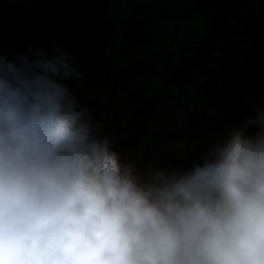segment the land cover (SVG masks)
Masks as SVG:
<instances>
[{
	"label": "rangeland",
	"instance_id": "1",
	"mask_svg": "<svg viewBox=\"0 0 264 264\" xmlns=\"http://www.w3.org/2000/svg\"><path fill=\"white\" fill-rule=\"evenodd\" d=\"M6 32L0 264H264V0H0Z\"/></svg>",
	"mask_w": 264,
	"mask_h": 264
},
{
	"label": "bare ground",
	"instance_id": "2",
	"mask_svg": "<svg viewBox=\"0 0 264 264\" xmlns=\"http://www.w3.org/2000/svg\"><path fill=\"white\" fill-rule=\"evenodd\" d=\"M69 14L71 15V13H66L65 14V16H64V20H67L68 19V17H69ZM69 22V21H68ZM66 24V23H65ZM49 25V24H48ZM241 66V65H240ZM231 69H232V71H233V68H234V66L233 65H231V67H230ZM242 83V82H241ZM238 86V85H237ZM239 86H242V85H239ZM224 87V86H223ZM219 88V91H217L219 94H221V95H226V97L228 98V96L230 97V96H233V93L232 92H225L224 90H222V89H224V88ZM224 91V92H223ZM229 91V90H228ZM231 99V98H230ZM86 115V112H84L83 113V116H85ZM90 124V125H89ZM88 124V126H86V127H84V128H80V129H78V130H76V132H75V134L73 133L72 135V137L69 139V140H71L72 138L73 139H78V140H82V141H85V140H88V139H94V137H95V130L94 129H96L95 127H96V123L95 122H93V121H91V123H89ZM72 129V127H70L69 128V131ZM66 137V135H64V136H62V138H58L57 140H59L58 142H61L64 138ZM68 140V141H69ZM68 141H66V142H68ZM72 142V141H71ZM70 143V142H69ZM69 143H68V145H69ZM67 145V146H68ZM48 146V145H47ZM49 147V155L47 156V159H46V163H45V166H44V170H45V173H48V172H50L51 171V168H53V167H55L57 164H58V162L60 163V158L61 157H59V155H60V152L62 151H58V149L59 148H62L61 146H54L53 148H52V144H50V146H48ZM127 188V187H126ZM129 192V189H125V188H120V190H118V189H116L115 190V192L114 193H112L111 194V196L109 197L112 201H114V202H119V203H124V201H122V200H119V198L120 197H122V196H124V195H126L128 192ZM113 196H119V197H117V198H112ZM125 197V196H124ZM108 198V199H109Z\"/></svg>",
	"mask_w": 264,
	"mask_h": 264
},
{
	"label": "water",
	"instance_id": "3",
	"mask_svg": "<svg viewBox=\"0 0 264 264\" xmlns=\"http://www.w3.org/2000/svg\"><path fill=\"white\" fill-rule=\"evenodd\" d=\"M83 110L78 109L76 111H70V112H66L64 114H56L54 121L55 124L54 126H56L57 131H55L54 133V137L58 138L59 135H64L65 133L68 132V129L70 127L72 128H76L74 130V132L77 130V128L80 125H84L85 126V120H84V116L82 114ZM73 134H65L66 137L59 143L56 142L57 145L63 144L66 140H68V138H70V136Z\"/></svg>",
	"mask_w": 264,
	"mask_h": 264
},
{
	"label": "flooded vegetation",
	"instance_id": "4",
	"mask_svg": "<svg viewBox=\"0 0 264 264\" xmlns=\"http://www.w3.org/2000/svg\"><path fill=\"white\" fill-rule=\"evenodd\" d=\"M1 35L2 36L0 38H3V40H7L8 42H10V41L13 42L16 38L18 39V41H20V39L23 38V36H24V35L22 36L21 34H19V32H6V33L1 34ZM22 40L24 41V39H22ZM54 115H55V113H53V116ZM53 118L51 116L52 121H54ZM263 137H264V134L260 137V142L258 143L259 148H261V152H264V140L262 139ZM218 159H220V157ZM179 198L180 197L176 198L175 195H172L171 197L169 196V200L172 202L173 205H177V201L179 200ZM172 216H173V214H167L166 218L172 217ZM175 219H178V218H175ZM164 222H168V220L166 219Z\"/></svg>",
	"mask_w": 264,
	"mask_h": 264
},
{
	"label": "clouds",
	"instance_id": "5",
	"mask_svg": "<svg viewBox=\"0 0 264 264\" xmlns=\"http://www.w3.org/2000/svg\"><path fill=\"white\" fill-rule=\"evenodd\" d=\"M78 109L83 110V108H76V109H74V110H70V111L72 112V111H76V110H78ZM70 111H69V112H70ZM84 112H85V111L83 110L82 114H83ZM56 114H58V113H56ZM56 114H55V115H56ZM60 114H64V113H60ZM55 115H54V118H55ZM84 120H85V126H84V125H80V126L77 128V130L80 129V128H84V127L88 126V124H89L90 122L88 121L89 119H88V115H87V114L84 116ZM89 125H90V124H89ZM75 129H76V128H72L70 131L68 130L67 133L70 134V133L73 132V133L75 134V132H76V131L74 132ZM67 133H65V134H67ZM51 136H52V138H53V140H54V143H55V142H56V141H55V137H54L53 135H51ZM72 136H73V135H71L70 138H71ZM70 138H68V140H69ZM68 140H66V141H68ZM88 140H91V139H88ZM66 141H65V142H66ZM65 142H64V143H65ZM64 143H63V144H64ZM60 145H62V144H60ZM60 145H57V147L60 146ZM107 167H110V165L107 164ZM117 169H119V166H117ZM114 171H118V170H114Z\"/></svg>",
	"mask_w": 264,
	"mask_h": 264
}]
</instances>
